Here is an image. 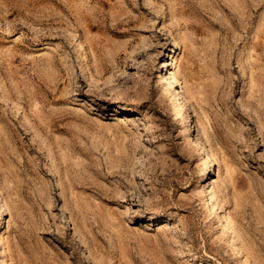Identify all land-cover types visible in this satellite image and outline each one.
Instances as JSON below:
<instances>
[{"label":"rangeland","instance_id":"rangeland-1","mask_svg":"<svg viewBox=\"0 0 264 264\" xmlns=\"http://www.w3.org/2000/svg\"><path fill=\"white\" fill-rule=\"evenodd\" d=\"M0 264H264V0H0Z\"/></svg>","mask_w":264,"mask_h":264},{"label":"bare ground","instance_id":"bare-ground-1","mask_svg":"<svg viewBox=\"0 0 264 264\" xmlns=\"http://www.w3.org/2000/svg\"><path fill=\"white\" fill-rule=\"evenodd\" d=\"M170 80H171L170 82H172V83H173V82H177L176 79L174 78V76H171V77H170ZM172 83H171V84H172ZM169 84H170V83H169ZM171 84H170V85H171ZM166 85H167V84H166ZM178 91H181V90H178ZM180 94H181V93H180ZM176 95H177V94H176ZM183 97H184V96H183ZM180 98H181V97H180ZM188 100H189V99L184 98V100L182 101V102H183V105H188V104H187V103H188ZM189 101H190V100H189ZM182 102H180V103L182 104ZM188 106H190V105H188ZM180 107H181V105H180ZM190 107H191V106H190ZM190 107H189V108H190ZM181 110H182V109H181ZM186 110H187V109H186ZM183 113H184V112H183ZM189 119H190V118H189ZM189 121H190V120H189ZM190 124H191V123H190ZM207 154H208V153H207ZM206 156H207V155H206ZM208 156L210 157V155H208ZM206 158H207V157H206ZM206 158H205V159H206ZM207 162H208V161H207ZM209 162H210V161H209ZM205 163H206V162H205Z\"/></svg>","mask_w":264,"mask_h":264}]
</instances>
